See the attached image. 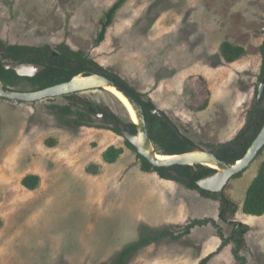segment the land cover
<instances>
[{
    "label": "rangeland",
    "instance_id": "obj_1",
    "mask_svg": "<svg viewBox=\"0 0 264 264\" xmlns=\"http://www.w3.org/2000/svg\"><path fill=\"white\" fill-rule=\"evenodd\" d=\"M116 1L0 0V40L53 49L64 42L150 99L196 147L212 152L232 139L257 100L264 0H123L95 44ZM224 40L243 46L244 55L224 62ZM75 95L130 121L104 89ZM72 101L65 95L25 102L0 97V264H117L119 251L143 235L165 228L177 234L204 218L226 237L231 221L246 225L240 254L246 264H264V214L242 212L264 146L216 197H206L143 171L122 135L96 127L111 125L104 118L92 115L95 127L80 126L75 115L50 108ZM109 145L123 149L112 163L101 157ZM91 164L98 173L86 171ZM27 174L39 176L32 190L20 183ZM220 197L237 207L226 212V221L219 218ZM216 229L206 222L178 238L163 237L131 253L126 264H197L220 245ZM234 245L229 240L206 264H240Z\"/></svg>",
    "mask_w": 264,
    "mask_h": 264
},
{
    "label": "trees",
    "instance_id": "obj_2",
    "mask_svg": "<svg viewBox=\"0 0 264 264\" xmlns=\"http://www.w3.org/2000/svg\"><path fill=\"white\" fill-rule=\"evenodd\" d=\"M121 2H123V0H117L105 13V20L101 21V29L95 38V44H99L104 39L106 28L111 23L112 17ZM219 53L223 61L229 63L242 57L245 53V49L243 46L234 45L229 41L224 40L220 44ZM259 53L261 54V64L258 79L262 80L264 78V38L259 45ZM12 62H33L43 64L45 67L34 76H19L14 70L5 68L4 65L6 63ZM88 71L96 72L113 78L125 85L134 93L145 111L149 137L158 153L173 155L190 151L196 147L195 143L187 135L183 133H181L182 136L178 135L173 129H171L167 122L163 121L161 118L151 112V109L155 108V105L150 99L143 98L142 93L129 86L117 74L110 72L100 66L82 50H73L64 42L57 44L53 49L48 44L33 46L17 43L11 44L0 40V81L7 89H17L16 86L22 82L29 85L28 90L44 89L68 81L72 76L80 72L87 73ZM255 95H257V89L255 91ZM65 96L69 98V100L75 97L76 101H72L65 105H51L50 108L62 115H75L76 118L74 122L77 125L95 127L91 121L92 115H97V113L100 112V109L103 108L91 103L85 98L77 97L75 93ZM262 100H264V92L262 93L259 101ZM259 101L255 99V103L251 108L250 114L248 116L249 118L245 126L241 128L232 139L220 143L212 151L219 159L232 164L243 157L247 148L250 146L252 140L255 138L264 123V104L261 105ZM74 105L75 107H73ZM104 119L111 125L96 127L112 130L119 135H121L122 129L136 132V127L133 122H124L111 111H106V116ZM115 119L121 127L115 126ZM124 142L127 147L136 150L128 140L124 139ZM122 151L123 149L121 147L109 145L101 154L102 160L104 162L112 163L117 160ZM260 152L261 149L258 151V154ZM136 154L140 159V168L143 171L154 170L164 178V172L170 168L180 175L186 176L190 179V183L186 185L188 188L195 189L201 195L206 197H216L218 195L216 192L201 189L196 184L198 179L202 178L212 170L211 168L200 164H175L169 168L158 167L150 164L147 159L139 153ZM86 171L90 174H96L98 173V166L96 164L88 165L86 167ZM238 174L239 173H236L234 176H237ZM20 183L23 187L32 190L38 185L39 176L36 174L24 175L21 178ZM219 199V218L226 221V212H234L237 207L232 201L224 197H220ZM242 212L253 216H261L264 214V158L260 162L255 176L251 179L245 190L244 200L242 203ZM206 222H211L213 225H215V227H217L216 235L221 239V243L215 251L210 252L202 257L197 264H206L211 256L216 254V252H218L225 244H227L229 240H233L235 243L231 250L233 257L240 264H246V259L240 254V249L243 242L242 237L247 230V226L236 221H231L233 229L230 236L226 237L222 233L221 228L218 227L216 222L211 218L193 219L188 222L184 226V229L177 234L165 228L154 235H143L137 241L127 244L119 251L117 264H126L127 257L131 253L153 241H157L166 236L178 238L183 234L189 233L191 228L195 225H200Z\"/></svg>",
    "mask_w": 264,
    "mask_h": 264
},
{
    "label": "water",
    "instance_id": "obj_3",
    "mask_svg": "<svg viewBox=\"0 0 264 264\" xmlns=\"http://www.w3.org/2000/svg\"><path fill=\"white\" fill-rule=\"evenodd\" d=\"M5 68L12 69L19 76H34L39 71L44 69L43 64L33 63V62H12L6 63ZM107 86L114 87L117 91L122 93V95L128 100L135 111L137 122H133L136 127V132H131L129 130H121V135L124 139L128 140L136 149L137 153L142 155L147 161L158 167L169 168L175 164L180 165H204L206 167L208 163H211L213 167H209L212 170L207 173L202 178L196 181L199 188L208 190L211 192L219 193L222 191L223 186L228 182L229 178L241 171L254 157L258 154V151L264 146V123L252 140L250 146L247 148L243 157L235 161L234 163H227L219 159L215 153L211 151H206L199 147H194L192 150L166 155L168 158L159 159L157 157V151L153 142L149 137L148 125L146 121L145 111L134 95V93L127 88L122 83L116 81L113 78L104 76L102 74L88 71L80 72L71 77L70 80L44 88L39 90H15L7 89L4 87L3 83L0 81V97L9 100L17 101H38L48 97L68 95L72 93H81L89 90L104 89ZM264 92V78L261 80L258 86L257 100H260L262 93ZM151 112L161 118L163 121L167 122L171 129H173L178 135H181L177 126L158 108L151 109ZM99 118H104L106 116V111H100L97 113ZM120 124L115 119V126ZM182 136V135H181ZM215 165V166H214ZM165 177L167 179H172L181 182L185 185L190 183V179L186 176L180 175L173 169H167L165 172Z\"/></svg>",
    "mask_w": 264,
    "mask_h": 264
},
{
    "label": "bare ground",
    "instance_id": "obj_4",
    "mask_svg": "<svg viewBox=\"0 0 264 264\" xmlns=\"http://www.w3.org/2000/svg\"><path fill=\"white\" fill-rule=\"evenodd\" d=\"M105 90L111 94V96H113V98H115L125 109L127 116L129 118L130 121L133 122H137V117L135 114L134 109L132 108V105L128 102V100L122 95V93H120L119 91H117L114 87L112 86H107L105 87ZM157 157L159 159H166L168 158L166 155H161L160 153H157ZM207 166L209 167H213V165L211 163H208ZM215 166V165H214Z\"/></svg>",
    "mask_w": 264,
    "mask_h": 264
}]
</instances>
